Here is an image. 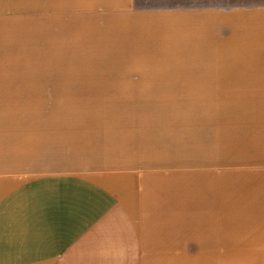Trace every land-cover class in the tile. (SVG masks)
<instances>
[{
  "label": "crops",
  "instance_id": "obj_1",
  "mask_svg": "<svg viewBox=\"0 0 264 264\" xmlns=\"http://www.w3.org/2000/svg\"><path fill=\"white\" fill-rule=\"evenodd\" d=\"M135 1L0 0V264H264V4ZM157 99L199 102L196 158L157 112H61Z\"/></svg>",
  "mask_w": 264,
  "mask_h": 264
},
{
  "label": "rangeland",
  "instance_id": "obj_2",
  "mask_svg": "<svg viewBox=\"0 0 264 264\" xmlns=\"http://www.w3.org/2000/svg\"><path fill=\"white\" fill-rule=\"evenodd\" d=\"M136 5L142 8H180L199 5L216 4L222 7L252 6L264 4V0H136ZM182 79V78H162ZM177 96V95H173ZM61 112H157L160 119L171 127L175 141L189 140L191 159L196 158V125L199 102L183 99L157 100H63ZM185 112H189V129L185 126ZM182 114L184 118L182 121ZM188 134V135H186ZM193 168V167H192ZM191 168V169H192Z\"/></svg>",
  "mask_w": 264,
  "mask_h": 264
}]
</instances>
